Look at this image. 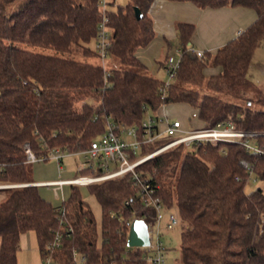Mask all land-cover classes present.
Here are the masks:
<instances>
[{
    "label": "trees",
    "instance_id": "1",
    "mask_svg": "<svg viewBox=\"0 0 264 264\" xmlns=\"http://www.w3.org/2000/svg\"><path fill=\"white\" fill-rule=\"evenodd\" d=\"M99 1L0 0V183L33 182L24 143L38 157L55 149L83 151L104 133L107 120L140 127L146 111L156 119L162 106H187L208 127L230 120L240 130L264 135V111L245 105L246 95L256 92L247 73L264 39V0H168L190 2L200 9L247 8L255 12L256 20L215 54H205L203 61L186 53L193 30L179 24L182 57L177 78L163 99L162 81L146 75L136 57V51L154 38L148 15L153 0H128L113 10L108 4L109 61L120 68L110 66L107 71L90 47L101 21ZM134 8L142 14L139 21ZM90 59L98 62L86 61ZM209 69L217 73L207 75ZM250 102L264 108V94L258 92ZM257 142L263 154L246 152L236 144L192 150L180 145L138 167L158 186L164 207H176L185 226L180 235L181 264H264V190L245 192L249 170L255 181L264 182V136ZM172 163L179 167L177 176L163 177ZM78 172L92 174L84 168ZM79 188L70 186L67 199L58 206L35 186L1 189L0 264H17L21 236L28 232L35 234L43 258L54 234L64 233L60 207L64 227L71 232L53 252L54 264H75L73 250L85 258L84 264H146L140 250L126 251L128 228L120 219H129L131 208L124 203H133L139 216L144 214L129 177L86 187L100 208L99 224Z\"/></svg>",
    "mask_w": 264,
    "mask_h": 264
},
{
    "label": "built area",
    "instance_id": "2",
    "mask_svg": "<svg viewBox=\"0 0 264 264\" xmlns=\"http://www.w3.org/2000/svg\"><path fill=\"white\" fill-rule=\"evenodd\" d=\"M98 8L101 13V21L97 26L96 37L92 44V49L98 55V59L104 70H108L106 64L109 61L108 48L111 44V31L108 25L106 12L110 8L105 0H100ZM240 32L238 35H240ZM186 53L191 54L199 61H203L205 53L200 50L187 49ZM182 51L176 50L174 54L167 57L164 62L163 71L166 81L160 86V98L163 99L168 88L175 82L179 69ZM107 77L108 74L106 73ZM163 107V106H162ZM153 119L149 112L144 113V120L140 127L118 125L107 120L105 130L102 135L90 142L86 150L74 152L69 148L55 149L49 151L46 156H36L29 143L22 146L27 164H39L45 161H53L58 171H62V162L68 157H80L84 159L87 171L91 175L78 176L72 179H62L55 182L29 183L21 185H10L0 183V189L21 188L26 186H35L51 189L53 195L58 199L59 192L64 186L87 187L107 180L122 179L129 177L132 185L138 191V203L144 214L139 216L138 210L134 208L133 203L125 202L126 208H131V216L121 223L127 224L128 234L130 226L134 220L143 221L148 230L149 244L145 247L130 248L126 251L137 249L141 251V261L146 264H165V249L159 240L161 235V224L163 216L168 214V220L165 223L166 230H172L182 225L178 213L169 212L171 208H165L161 199L157 196L158 186L150 182V177H144L138 167L150 160L151 158L182 145L185 150H192L208 145L216 146L217 144H236L245 149L246 152L263 154L259 143V137L264 135L256 132H246L236 128L232 121L218 122L212 127L199 121L196 111H192L187 118L186 123L180 119L169 117L166 113L157 114ZM159 143V145H156ZM162 143V144H160ZM154 145L151 152L143 155V150ZM222 154L224 150H220ZM2 166L0 165V171ZM250 179L254 180L249 170ZM65 201L62 200L61 203ZM176 208V207H175ZM164 210V211H163ZM153 211V215L149 212ZM163 211V212H162ZM177 211V210H176ZM60 213L58 219L62 225L63 231H57L54 234L52 242L48 243L43 252L41 264H53L52 254L57 250L63 238V235H69L70 228L64 227L63 215L64 209L60 207L57 211ZM115 214H111L114 218ZM128 238V235H127ZM72 258L75 264H84L85 258L80 256L76 250L72 251ZM125 264V262H121Z\"/></svg>",
    "mask_w": 264,
    "mask_h": 264
},
{
    "label": "rangeland",
    "instance_id": "3",
    "mask_svg": "<svg viewBox=\"0 0 264 264\" xmlns=\"http://www.w3.org/2000/svg\"><path fill=\"white\" fill-rule=\"evenodd\" d=\"M107 4H113L111 6V10L116 7L125 6L128 3V0H105ZM92 47V43L90 45ZM24 49L34 51L37 53H43L48 55H56L55 52L50 50H43L36 47H27L24 46ZM77 59V58H76ZM81 59V58H78ZM82 60V59H81ZM87 62L97 63L98 61L95 59L86 60ZM115 66L120 68V66L114 62H109L106 64V67ZM144 73L148 76H151V73L146 68ZM157 79L165 82L166 77L163 72H159L157 74ZM247 79L250 80L256 87V92H251L246 95L245 105L251 107L254 110L264 111V108L256 105L255 103L250 102L256 99V94L261 93L264 94V39L261 41L260 45L255 50L250 67L247 73ZM248 100V101H247ZM244 104V102H242ZM169 108V109H168ZM167 115L169 117L180 119L183 123H186L187 118L190 116L192 110L187 107L181 106H171L168 107ZM151 152L149 149L143 150V155ZM30 165V164H29ZM85 167V162L83 158L80 157H68L62 162L63 171L59 172L57 170L56 164L53 161H48L45 163L39 164H31L30 165V177L34 182H46V181H54V180H62V179H72L80 176L78 172L81 168ZM179 167L174 163L167 166L162 172V176L165 178H170L177 176ZM60 173V174H59ZM62 191L59 192V198L57 199L51 189L40 188L39 192L44 199L50 202L54 206L60 205L62 200H66L69 195L70 186L62 187ZM264 190V182L254 181L252 179L249 180L248 184L245 186V192L250 193L256 189ZM1 190V189H0ZM81 196L84 201H86L91 207L94 217L97 223H100V208L96 203L95 199L89 195L86 187L79 188ZM3 193H0V200H2ZM164 211V210H163ZM162 211V212H163ZM169 212L176 214V208L173 207L169 210ZM168 220V214L163 216V222L161 224V235L159 236L160 242L163 244L165 249V264H181L180 257V235L182 228L185 226L182 224L172 230L165 229V223ZM42 257L39 254L38 244L36 240V236L33 232L26 233L20 240L19 250L17 252V264H41ZM54 264V263H53Z\"/></svg>",
    "mask_w": 264,
    "mask_h": 264
},
{
    "label": "crops",
    "instance_id": "4",
    "mask_svg": "<svg viewBox=\"0 0 264 264\" xmlns=\"http://www.w3.org/2000/svg\"><path fill=\"white\" fill-rule=\"evenodd\" d=\"M148 15L152 20L154 38L146 47L136 51V57L154 78H157L159 72L164 73L165 58L180 49L179 24L192 26L193 31L189 37L187 49L200 50L205 54L213 55L237 38L240 32L256 20L255 12L247 8L224 6L218 9H200L190 2L168 0H153ZM206 73L207 75L216 74L217 70L209 69ZM171 106L180 105L163 106L158 110V114H167L168 107ZM55 181L58 180L46 182Z\"/></svg>",
    "mask_w": 264,
    "mask_h": 264
},
{
    "label": "water",
    "instance_id": "5",
    "mask_svg": "<svg viewBox=\"0 0 264 264\" xmlns=\"http://www.w3.org/2000/svg\"><path fill=\"white\" fill-rule=\"evenodd\" d=\"M134 17L136 20L142 19L141 12L134 8ZM149 244L148 230L146 224L141 220H134L130 226L127 247L140 248L145 247Z\"/></svg>",
    "mask_w": 264,
    "mask_h": 264
}]
</instances>
